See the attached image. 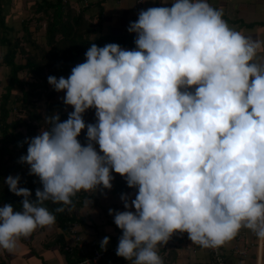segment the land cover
<instances>
[{
	"label": "clouds",
	"instance_id": "obj_1",
	"mask_svg": "<svg viewBox=\"0 0 264 264\" xmlns=\"http://www.w3.org/2000/svg\"><path fill=\"white\" fill-rule=\"evenodd\" d=\"M224 15L208 0L141 10L128 28L135 49L92 43L67 78L48 77L74 111L45 116L27 140L20 162L42 184L35 200L20 176L6 178L24 199L20 211L0 207V248L56 222L45 202L63 212L81 191L110 190L113 171L137 190L122 195L125 211L109 210L123 233L116 254L131 264H164L158 246L177 232L219 248L246 228L264 245V41Z\"/></svg>",
	"mask_w": 264,
	"mask_h": 264
},
{
	"label": "trees",
	"instance_id": "obj_2",
	"mask_svg": "<svg viewBox=\"0 0 264 264\" xmlns=\"http://www.w3.org/2000/svg\"><path fill=\"white\" fill-rule=\"evenodd\" d=\"M80 2V0H34L30 5V14L22 18L17 25H9L7 23L9 13L6 12V6L0 0V65L9 69L7 82L0 94V207L4 204H12L16 211L22 210L24 198L11 192L5 183V178L13 173L14 176L21 177L20 186L31 191V199H36L37 188L42 189L39 177L30 175V166L20 162V157L27 154V140L38 136L41 132L38 130H41L43 126H48L44 121L45 116L58 113L61 122H63L68 119V113L74 111L73 107L67 109L63 101H52L57 91L53 87L47 90L48 77L63 76L67 78L73 67L85 62V53L92 43L99 47L116 43L127 50L136 47L134 43L136 36L131 33H103L99 16L95 21L93 16L87 14L89 3L85 5ZM40 30L43 31L42 34L45 38L43 44L36 37V33ZM3 47H5V52L1 53ZM13 90H18L19 93L14 94ZM41 100H45L46 103L44 112L38 109L36 103ZM83 118L86 124L91 123L90 119ZM86 132L87 129L78 137V140L85 146L88 142ZM97 151L99 150L97 149ZM25 167L28 170L22 175L21 170ZM112 175L115 178L110 190L101 185L97 191L77 193L73 197L75 207L71 210L66 207L63 212H55V209L62 205L53 204L51 201L45 202L44 206L56 216L54 224L62 231L59 236L62 250H65L66 246L62 240H66L72 223L78 224L79 221L85 223L86 216L81 210L87 207L86 201L91 200L92 207L105 209L101 200L107 194L121 196L131 191L135 198L137 190L128 187L123 176L114 171ZM118 231L115 236H108L109 244L99 264L125 260L116 254L117 248L115 247L118 246L119 238L123 234L121 229ZM97 232L94 231V234L96 235ZM98 238L94 239L95 247L103 249L102 241H99ZM234 240L235 238L233 242ZM255 240L256 236L253 232L251 240L243 237L242 242L249 243V251L245 256L235 255L232 247L229 253L220 247L222 261L218 260L214 252L211 251V261L195 264H237L238 259L245 260L249 257L251 249L257 246V243H253ZM173 241L174 246L170 248L174 249L176 242L174 239ZM91 250L87 248L85 253H80L76 247L68 246L66 250L68 264L81 261L85 256L91 254ZM166 257L167 255L164 256L165 264H167Z\"/></svg>",
	"mask_w": 264,
	"mask_h": 264
},
{
	"label": "crops",
	"instance_id": "obj_3",
	"mask_svg": "<svg viewBox=\"0 0 264 264\" xmlns=\"http://www.w3.org/2000/svg\"><path fill=\"white\" fill-rule=\"evenodd\" d=\"M34 0H2L6 6V12L9 18H12V25H17L27 14L30 13V5ZM85 5L89 3L87 14L96 19L100 18L102 32L106 34L130 33L128 28L131 22L138 19L141 10H147L150 7H171V0L164 3V0H142L141 10H138L136 0H80ZM208 2L217 9L224 10V19L234 29L242 31L244 34L264 41V0H208ZM16 16H22L17 21ZM14 17V18H13ZM136 36L135 33H131ZM264 57V53L261 54ZM81 212L86 216L85 223L79 221L77 230L82 232L87 239H96L102 241L104 237L115 236L118 234V226L114 223V217L106 215L105 217H94L90 214L87 207ZM102 215V214H101ZM107 216V217H106ZM90 219H89V218ZM89 220V221H88ZM52 226V229L51 227ZM98 231V235L94 234ZM61 230L55 225L38 227L30 237L21 238L17 249L10 253L0 248V264H68L67 247L72 246V240L67 235L65 250L61 249L60 234ZM244 239L251 240L252 232L246 228L239 232ZM173 239L176 247L170 248L166 257L167 264H195L209 262L211 248H203L189 239L188 233H175ZM250 252L248 264H258V258L264 259V245L257 239ZM233 245V240L226 243L222 248L229 253ZM160 246H158L159 251ZM247 257V260L248 258ZM234 259V258H233ZM246 260V259H245ZM245 260H237V264L245 263ZM211 261V260H210ZM75 264V263H74ZM76 264H83L77 263ZM109 264H131V261L125 259L114 261Z\"/></svg>",
	"mask_w": 264,
	"mask_h": 264
},
{
	"label": "rangeland",
	"instance_id": "obj_4",
	"mask_svg": "<svg viewBox=\"0 0 264 264\" xmlns=\"http://www.w3.org/2000/svg\"><path fill=\"white\" fill-rule=\"evenodd\" d=\"M30 14V13H29ZM28 15V14H27ZM26 15V17H27ZM14 18V17H13ZM22 18V16H16V19L17 21H19L20 19ZM24 18V16H23ZM7 23L9 25H12V18H9L7 19ZM43 31L40 30L36 33V37H37V40H39L42 44L45 42V38L43 37ZM5 52V47L1 48V53H4ZM9 73V69L4 67L3 65H0V94L3 92V87L4 85L6 84L7 82V75ZM23 76V73L21 74V77ZM52 86L49 84H47V90H50ZM16 94V93H19L18 90H13ZM65 96V92H57L55 94V96L52 98V101H63V97ZM37 105H38V109L41 111V112H44V109L46 107V103H45V100H41V101H36ZM72 106H69V105H66V108L70 109ZM94 115H95V109H89L86 111V113L84 114V117L86 119H90L91 123H96L97 122V118H94ZM38 131H41L40 129ZM98 150H99V145H97L96 147ZM27 167L23 168L21 171L22 175L27 172ZM11 176H14V173L11 174ZM6 180V178H5ZM128 196H130L131 198L134 199V196L132 195V192L131 191H128L126 193ZM122 195L119 196L117 194H115L114 196H110L107 194V196L103 197V199L101 200L102 204H104L105 206V209H103L102 207L101 208H98V207H92L89 203L86 204V206L88 207V210L90 211V214H93V216L96 218V217H100V216H104V214H106V212H108L106 215H110L112 216L111 214H109V210L110 209H113L115 211H125L126 209L124 208V203L121 199ZM133 211H135V209L133 208L132 209ZM102 214V215H101ZM107 217V216H106ZM114 217V216H112ZM89 218V217H88ZM90 219V218H89ZM89 221V220H88ZM51 229H52V226H50ZM246 252V251H245ZM246 254V253H245ZM167 255V254H166ZM239 256V255H237ZM240 257V256H239ZM241 259V258H240ZM249 260L250 257L248 258V260L246 259L245 262L248 264L249 263Z\"/></svg>",
	"mask_w": 264,
	"mask_h": 264
},
{
	"label": "built area",
	"instance_id": "obj_5",
	"mask_svg": "<svg viewBox=\"0 0 264 264\" xmlns=\"http://www.w3.org/2000/svg\"><path fill=\"white\" fill-rule=\"evenodd\" d=\"M136 4L138 7V10H141L142 0H136ZM68 231H69L68 236L72 240V246L76 247L80 253H85L87 248L92 249L91 254L85 256L81 261H79V263L99 264L105 255L106 249H97L95 247L96 241L94 239H91V240L87 239L86 236L82 232H79L77 230L76 222L72 223V227ZM242 241H243V237L241 236V234L238 233V235L235 237V240L233 242L234 244L232 245L233 253L235 255H239L240 257L245 256L249 251V243H243ZM172 246H174L173 239H170L168 243L165 245L163 244L160 245L159 255L162 257L163 261H164V256H166L167 254V250ZM219 248H211V251L214 252L218 260L222 261L223 256L220 255Z\"/></svg>",
	"mask_w": 264,
	"mask_h": 264
}]
</instances>
